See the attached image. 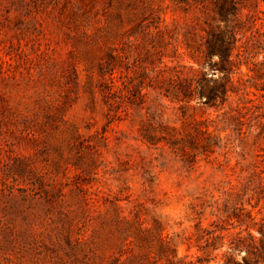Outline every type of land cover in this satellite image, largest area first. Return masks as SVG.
Masks as SVG:
<instances>
[{
    "label": "rangeland",
    "instance_id": "374dc122",
    "mask_svg": "<svg viewBox=\"0 0 264 264\" xmlns=\"http://www.w3.org/2000/svg\"><path fill=\"white\" fill-rule=\"evenodd\" d=\"M0 264H264V0H0Z\"/></svg>",
    "mask_w": 264,
    "mask_h": 264
}]
</instances>
